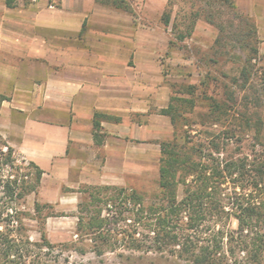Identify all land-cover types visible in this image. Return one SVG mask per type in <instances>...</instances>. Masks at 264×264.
I'll return each mask as SVG.
<instances>
[{"label": "crops", "instance_id": "1", "mask_svg": "<svg viewBox=\"0 0 264 264\" xmlns=\"http://www.w3.org/2000/svg\"><path fill=\"white\" fill-rule=\"evenodd\" d=\"M136 28L130 14L95 0H0V137L41 169L32 204L65 213L42 219L50 243L74 236L80 196L70 189L122 185L126 139L170 127L164 103L155 112L167 125L132 119L150 111L162 76ZM95 113L105 115L98 142Z\"/></svg>", "mask_w": 264, "mask_h": 264}, {"label": "rangeland", "instance_id": "2", "mask_svg": "<svg viewBox=\"0 0 264 264\" xmlns=\"http://www.w3.org/2000/svg\"><path fill=\"white\" fill-rule=\"evenodd\" d=\"M129 5L128 14L133 17L137 36L143 43L148 42L150 56L158 61L161 71V80L156 82L158 89L156 98H151L150 111L142 115L135 113L132 116L134 122L140 124L153 122L159 127L165 126L166 120L162 115L157 114L159 105H167L171 96L177 97L173 101L185 116L189 118L188 127L191 139L198 140L206 152L208 142L214 140L220 145L219 152L214 155L220 158H241L247 169L245 178L252 176L253 170L250 163L256 160L264 151L261 143L264 139L256 141L253 138V130H245V118L250 123L256 116L264 118V0H229L236 10L250 17L256 26V47L258 57L252 59L253 69L249 83L241 87L240 68L247 57V50L243 49L234 40L229 39L232 28L227 26L231 19V9L222 3V0H125ZM49 4L56 5L58 0H48ZM99 8L123 11L113 6L104 5L95 0ZM170 11L171 17L168 25L162 21L163 11ZM207 10L212 11L214 20L224 24L225 31L221 33L225 37L224 46L216 53L213 51L214 40L218 35L215 25L206 20ZM199 13L195 15L194 13ZM237 23V19H231ZM191 28V30H189ZM190 31V33H188ZM136 33V31H135ZM145 52V51H144ZM234 79L238 84L233 82ZM193 84V94L184 92L186 85ZM251 87H249V85ZM159 87H164L162 91ZM231 94V100L227 99ZM216 98L226 101L228 108L226 113L217 116H207L209 98ZM191 99L193 102L191 103ZM157 110V111H156ZM156 111V112H155ZM168 130L151 129L149 138L140 140L127 138L128 150L127 165L128 171L120 176L123 178L122 185L126 193L136 191L143 198L144 207L158 205V165H159V142L170 139L172 126ZM103 135V134H102ZM118 142L122 138L117 137ZM5 153L7 149L1 145ZM118 155L115 154L113 162L120 164ZM33 168L28 161L16 152L11 153V161L0 166V175L3 178H17L18 182L27 180L33 176ZM240 183L248 191L251 185L247 179ZM97 186L85 188L78 186L70 189L78 192L80 198L77 202L76 214L83 217L85 222L89 215L98 208H102V215L108 217V221L101 234L99 232L86 234L77 230V223L74 236L70 239L51 243L48 247H27L23 254L28 253V260L42 261L45 264H189L185 258L179 257L170 251H140L132 249L129 240L132 236H138L140 232L146 233L143 225L148 219L136 222L139 226L138 232L134 233V212L132 208L125 210L121 215L115 212L112 202L107 204L90 199L89 193L96 192ZM225 190L230 191L232 181L227 182ZM239 189V188H238ZM99 197L109 198L116 193L115 190H100ZM182 186L178 187V195L181 196ZM98 194V193H97ZM33 194L29 193L19 203L12 201L21 211L29 214L23 219L24 232L31 241H41L40 233L43 232L42 219L47 216L64 215L63 211L57 212L47 204H32ZM130 207V206H128ZM144 214H147L145 212ZM185 220V218H184ZM150 221V220H149ZM78 222V220H77ZM230 229L237 228V221L231 218L228 222ZM264 231V226H263ZM198 243H207V232L202 235H195ZM102 235V236H100ZM18 236V235H16ZM250 236L237 237L234 234L231 238L223 240V255L228 263L236 259L242 261L246 258L247 249L251 244ZM244 242H240V240ZM247 244V249L242 248ZM234 247L233 256L228 248ZM21 251V253H22ZM264 264V250L261 252ZM20 261L19 258H13Z\"/></svg>", "mask_w": 264, "mask_h": 264}, {"label": "trees", "instance_id": "3", "mask_svg": "<svg viewBox=\"0 0 264 264\" xmlns=\"http://www.w3.org/2000/svg\"><path fill=\"white\" fill-rule=\"evenodd\" d=\"M16 0H5L6 4H13ZM104 5L119 8L125 12L130 7L125 0H96ZM222 3L231 9V19L236 18L237 23L231 19L227 26L232 28L229 39L234 40L240 47L247 50V57L240 68L241 87L249 83L253 63L251 60L258 57L256 47V26L252 19L237 11L234 4L229 0H222ZM195 15L199 13H194ZM170 11L164 10L162 21L165 25L170 22ZM206 20L215 25L218 35L214 40V52H218L224 46L225 37L221 35L225 31L224 24L214 20L212 11L207 10ZM191 30V28L189 29ZM190 33V31H188ZM264 78V77H263ZM235 83L238 81L234 79ZM249 87L250 84H248ZM185 91L193 94L195 85L188 84ZM6 98L0 95V101ZM231 94H227V99L231 100ZM177 97L171 96L167 105L159 110L160 114L169 117L173 128L170 139L159 142V165H158V205L144 207L142 196L136 191L126 193L123 187L102 185L97 186L96 192H90V199L107 204L110 200L115 212L122 214L125 210L132 208L134 218V233L138 232L139 226L136 222L148 219L144 227L146 233L138 232L139 235L132 236L129 245L132 249L144 252L148 251H170L181 258H185L189 264H261L264 250V151L254 161L250 163L253 170L252 176L245 178L247 169L244 161L237 158H220L215 154L219 152L218 142L211 140L208 142L207 151H203V145L198 140L191 139L189 129V118L183 111L173 103ZM193 102V99L190 101ZM207 116H219L226 113L228 105L226 101L216 98H209ZM105 115L95 113L93 119V136L98 142V131L101 129L100 117ZM242 124L245 130H253V138L256 141L264 139V118L256 116L253 123L245 118ZM100 141V140H99ZM1 145L7 149L2 151ZM264 148V143H261ZM13 149L0 137V166L11 161ZM33 168V176L27 180L6 177L0 175V264H45L42 261L28 260L27 255L22 250L27 247L52 246L41 232L40 242L31 241L24 232L23 219L29 217L25 211H21L16 204L32 191H35L41 176L39 169L33 162L28 161ZM247 179L251 185L250 190H246L240 183ZM232 181L230 191L225 190L227 182ZM182 186V193L179 197L178 187ZM239 188V189H238ZM113 189L116 191L109 198L99 197L100 190ZM98 193V194H97ZM130 206V207H128ZM38 203H35V209ZM145 212L148 213L144 214ZM185 218V220H184ZM231 218L237 221V228L230 229L228 222ZM150 220V221H149ZM108 217L102 215V208L95 209L84 222L82 216H78L77 230L86 234H101L106 226ZM195 235H202L207 232L208 242L198 243ZM250 236L251 244L247 249V244L242 248L247 249L246 258L242 261L234 260L228 263L223 255V240H231L232 236ZM18 235V236H16ZM102 236V235H100ZM244 242V240H240ZM22 251V253H21ZM233 256L234 247L228 248ZM28 252V251H27ZM19 258L16 261L13 258Z\"/></svg>", "mask_w": 264, "mask_h": 264}]
</instances>
